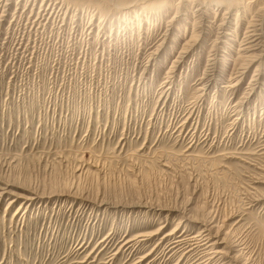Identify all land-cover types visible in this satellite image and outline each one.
Wrapping results in <instances>:
<instances>
[{
    "label": "rangeland",
    "instance_id": "374dc122",
    "mask_svg": "<svg viewBox=\"0 0 264 264\" xmlns=\"http://www.w3.org/2000/svg\"><path fill=\"white\" fill-rule=\"evenodd\" d=\"M0 193V264H264V0H0Z\"/></svg>",
    "mask_w": 264,
    "mask_h": 264
},
{
    "label": "bare ground",
    "instance_id": "6f19581e",
    "mask_svg": "<svg viewBox=\"0 0 264 264\" xmlns=\"http://www.w3.org/2000/svg\"><path fill=\"white\" fill-rule=\"evenodd\" d=\"M227 1H231V0H227ZM252 22L253 21H251L250 23L251 24H249V26H248V29H247V33H252V31H255L253 28H252V30H250L249 28L250 27H253V24H252ZM256 25V24H255ZM262 28V27H261ZM262 30V29H261ZM263 31V30H262ZM262 33V32H261ZM258 34V33H257ZM256 34V32H253L251 35H250V38H253V37H255V36H257L258 37V35ZM263 35V34H262ZM260 36H261V34H260ZM258 38H254V39H251L249 42H247L246 44H244V45H242L241 46V48H240V50H239V53H241V52H243V51H246V49H248L249 50V48H251L252 47V45H250V42H252V41H256ZM2 194L0 193V196H1ZM206 231V230H205ZM195 238V237H194ZM195 240V239H194ZM178 243V242H177ZM200 244V243H199ZM210 244V243H209ZM197 245H198V243H197ZM203 245H204V243H203ZM191 250V249H190Z\"/></svg>",
    "mask_w": 264,
    "mask_h": 264
}]
</instances>
